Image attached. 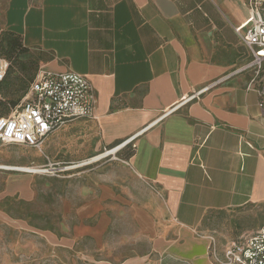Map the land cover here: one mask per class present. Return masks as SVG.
Instances as JSON below:
<instances>
[{"label":"crops","instance_id":"crops-1","mask_svg":"<svg viewBox=\"0 0 264 264\" xmlns=\"http://www.w3.org/2000/svg\"><path fill=\"white\" fill-rule=\"evenodd\" d=\"M249 16V0H0V34L19 36L39 68L86 77L97 96L94 118L42 150L0 148V264H214L204 219L264 205ZM115 149L78 168L59 232L9 209L35 210L38 177L8 168Z\"/></svg>","mask_w":264,"mask_h":264},{"label":"built area","instance_id":"built-area-1","mask_svg":"<svg viewBox=\"0 0 264 264\" xmlns=\"http://www.w3.org/2000/svg\"><path fill=\"white\" fill-rule=\"evenodd\" d=\"M249 7L243 42L252 57L251 87L258 92L260 108L264 110V0H249ZM237 31L242 33L241 29ZM8 68L9 62L0 58V83L5 80ZM96 105L95 90L86 77L39 68L22 103L8 116L0 118V148L19 145L42 150L46 139L68 123L94 118ZM90 161L67 165L64 171L87 166ZM57 166L48 162L38 170L42 173L52 170L57 174ZM210 242L214 264H264V225L243 230L224 245L217 243L214 237H210Z\"/></svg>","mask_w":264,"mask_h":264},{"label":"rangeland","instance_id":"rangeland-1","mask_svg":"<svg viewBox=\"0 0 264 264\" xmlns=\"http://www.w3.org/2000/svg\"><path fill=\"white\" fill-rule=\"evenodd\" d=\"M18 56V58L11 59L4 51L0 50V58L9 62L7 79L12 82L9 92L0 91V101H5L0 107V115L3 116H8L11 110L16 106H19L24 99V93L18 90L20 86L14 84L16 83V79L23 80L24 82L27 80V76L20 71L19 64L26 63L29 69L32 70L34 68L30 62L32 57L27 53H22ZM1 86L2 84H0V87ZM5 147L13 148L16 146L10 145L4 146V148ZM23 149H25V147H23L22 150ZM47 164L48 163L43 157L40 161H33V164L23 166L39 169ZM53 164L58 165L55 168L59 173L54 174L55 171L50 170L48 173L43 172L42 174H33L38 177L36 183L38 202L35 210H32V212L27 205H18L16 203H10L9 209L19 211L23 219L36 225L38 229L43 230L44 228L48 229L49 227H52L59 232L61 229V194L68 193L71 186L76 187L77 180L81 179L79 178L80 173L87 168L70 170L69 172L72 177L68 180L61 178L63 173L60 171H64L65 167L69 164ZM70 182H72V185L69 184ZM263 224L264 205H261L260 207H250L246 210L232 209L208 215L202 223L201 233L204 236L214 237L217 243L224 245L231 239L235 238L237 236L236 234H239L241 231L255 228ZM238 231L240 232L237 233ZM4 236L6 238L8 236L12 237L11 234H5Z\"/></svg>","mask_w":264,"mask_h":264},{"label":"trees","instance_id":"trees-1","mask_svg":"<svg viewBox=\"0 0 264 264\" xmlns=\"http://www.w3.org/2000/svg\"><path fill=\"white\" fill-rule=\"evenodd\" d=\"M0 50L4 51L6 55L11 59L18 58L19 57L18 55L19 54L21 55L22 53L28 54V51L23 46L22 39L19 36L15 35L14 33L7 32V31L0 34ZM30 62L34 67L32 70L29 69V67H27L26 63L19 64L20 71H22L27 76L26 82L20 79H16V83H14L20 86L18 90L24 93V97L27 94L31 83L34 81L35 76L39 69L38 63L36 64V61L34 59H32ZM11 83L12 82L8 81L7 74H6L5 80L2 83H0L2 84V86L0 87V91L9 92ZM4 102H5L4 100L2 102L0 101V107H1V104ZM2 117H5V116L0 115V118ZM239 232L240 231H238L237 233Z\"/></svg>","mask_w":264,"mask_h":264},{"label":"bare ground","instance_id":"bare-ground-1","mask_svg":"<svg viewBox=\"0 0 264 264\" xmlns=\"http://www.w3.org/2000/svg\"><path fill=\"white\" fill-rule=\"evenodd\" d=\"M119 150L120 149H115V150H112V151H108V152L104 153L103 155H99V156L91 159L89 164L96 163V162L102 160L103 158H106V157H108V156H110L112 154L117 153ZM89 164H85V165H89ZM8 169H10L12 171H19V172H22V173H34V174L41 173L42 174V172L40 170L32 168V167H20V168H18V167L17 168H13L12 167V168H8Z\"/></svg>","mask_w":264,"mask_h":264}]
</instances>
